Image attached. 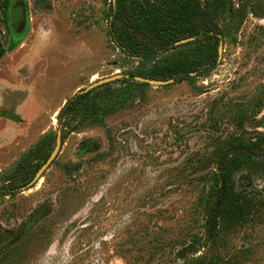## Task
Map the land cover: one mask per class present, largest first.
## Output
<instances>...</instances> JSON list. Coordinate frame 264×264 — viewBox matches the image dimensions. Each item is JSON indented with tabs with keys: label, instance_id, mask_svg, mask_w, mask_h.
I'll use <instances>...</instances> for the list:
<instances>
[{
	"label": "rangeland",
	"instance_id": "374dc122",
	"mask_svg": "<svg viewBox=\"0 0 264 264\" xmlns=\"http://www.w3.org/2000/svg\"><path fill=\"white\" fill-rule=\"evenodd\" d=\"M22 2L25 33L0 25V264H264V163L242 161L208 214L226 142L264 132V0H225L206 75L147 84L69 133L38 174L65 99L151 62L111 41L112 0ZM184 42L159 56L207 44Z\"/></svg>",
	"mask_w": 264,
	"mask_h": 264
},
{
	"label": "trees",
	"instance_id": "16d2710c",
	"mask_svg": "<svg viewBox=\"0 0 264 264\" xmlns=\"http://www.w3.org/2000/svg\"><path fill=\"white\" fill-rule=\"evenodd\" d=\"M247 0H245L246 2ZM8 0H0V25L8 30ZM225 0H113L108 9L107 28L113 44L130 56L150 60L146 69L127 73V76L101 83L93 88L77 89L65 99L55 114L54 137L62 142L72 131L99 124L114 113L130 107L143 95L145 82L136 76L169 79L170 83L187 79L191 75H206L218 61L217 43L221 41L218 21L225 14ZM245 12V3L236 11ZM192 37L183 44L206 41L204 52L182 49L174 50L178 41ZM181 43V42H180ZM3 50L0 48V55ZM244 160L264 163V132L247 140H229L217 156V172L213 173V205L209 220L220 215L227 199L228 180L231 172ZM33 177L17 188H8L2 194H12L25 189Z\"/></svg>",
	"mask_w": 264,
	"mask_h": 264
},
{
	"label": "water",
	"instance_id": "95a60500",
	"mask_svg": "<svg viewBox=\"0 0 264 264\" xmlns=\"http://www.w3.org/2000/svg\"><path fill=\"white\" fill-rule=\"evenodd\" d=\"M113 1V0H112ZM7 22L9 27H13L15 25H17L18 30H17V34L19 36H22L25 33V29H24V23H25V6L22 2V0H8L7 3ZM192 39V37H187L184 39H181L178 41V43L180 42H184L187 40ZM221 47H222V43L221 41L217 43V54L220 53L221 51ZM122 76H127V74H112L109 76H105L102 78H99L97 81L89 83L88 85H86L85 87H83L85 90L86 89H90L93 88L101 83L104 82H109L112 81L114 79L120 78ZM138 81L141 82H145L149 85H164V84H168L170 83L169 79H155V78H148L145 76H136ZM60 139L58 137H55V145L54 148L52 149L51 153L49 154L48 158L44 161V163L40 166V168L37 171L41 172L42 170H44L46 168V166L53 160V158L56 156L58 150H59V146H60ZM37 174H35L34 178L37 176Z\"/></svg>",
	"mask_w": 264,
	"mask_h": 264
},
{
	"label": "flooded vegetation",
	"instance_id": "af4514ba",
	"mask_svg": "<svg viewBox=\"0 0 264 264\" xmlns=\"http://www.w3.org/2000/svg\"><path fill=\"white\" fill-rule=\"evenodd\" d=\"M6 9H7V7H6ZM9 26V25H8Z\"/></svg>",
	"mask_w": 264,
	"mask_h": 264
}]
</instances>
